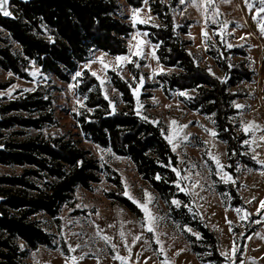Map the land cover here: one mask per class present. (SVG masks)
Masks as SVG:
<instances>
[{"label": "trees", "instance_id": "trees-1", "mask_svg": "<svg viewBox=\"0 0 264 264\" xmlns=\"http://www.w3.org/2000/svg\"><path fill=\"white\" fill-rule=\"evenodd\" d=\"M120 1L136 10L144 4V0L13 2L11 17L0 16V69L20 80L32 81L30 64L34 63L42 75L68 83L79 66L96 52L110 57L126 56L133 30L119 17ZM180 4L181 0H153L151 11L161 26L142 28L148 40L158 47L160 64L177 71L160 75L158 81L166 97L173 92L195 93L183 99V105L212 119L217 139L227 146L228 173L238 181L242 166H257L246 153V134L234 121L239 111L233 104L243 95L233 90L251 83L254 77L248 53L245 47L227 49L210 43L207 53L224 79L199 67L188 51L192 43L183 38L189 34L191 21H175ZM236 58L239 61L233 62ZM130 71L138 81L134 65H130ZM109 76L126 108L113 112L99 82L88 73L79 89L88 93L94 87V91L88 95L86 108L74 114L81 135L99 148L129 160L142 181L164 202H178L171 209L172 218L179 223L201 264H228L220 254L219 239L206 226L190 196L180 192L179 157L158 127L137 114L131 86L116 72ZM12 84L13 81L0 85V90ZM152 89L154 86L148 85L145 92ZM142 98L151 99L152 95L145 93ZM55 114L53 98L42 90L0 105V166L22 169L19 175L0 177V264H25L28 249L55 246L54 238L34 218L43 215L57 220L77 188L91 191L102 182L104 169L98 159L71 138L29 134L54 126ZM105 171L108 181L117 188L107 197L141 217L138 207L123 195L118 173L110 167ZM238 188L237 183L236 187L224 188L223 193L228 194L230 206L243 208ZM20 243L25 249L20 248ZM241 261L238 254L236 263Z\"/></svg>", "mask_w": 264, "mask_h": 264}, {"label": "rangeland", "instance_id": "rangeland-1", "mask_svg": "<svg viewBox=\"0 0 264 264\" xmlns=\"http://www.w3.org/2000/svg\"><path fill=\"white\" fill-rule=\"evenodd\" d=\"M152 2L144 0L143 7L138 10L119 2V17L124 18L133 30L127 41L128 54L121 56L128 57V60L118 61L117 57L96 52L87 63L79 66L77 73L80 75L75 73L68 83L42 75L34 63L30 64L32 81L20 80L0 69V85L13 81L8 89L0 90V105L37 90H42L54 100L56 124L41 133L30 132V135L71 138L78 147L91 152L104 169L102 182L93 186L91 191L77 188L57 220L43 215L34 218L38 226L54 238L55 246L28 249L27 258L23 261L25 264H201L179 223L172 218L171 209L177 201L164 202L142 181L129 160L99 148L81 135L74 114L86 108L88 95L94 91V87L88 93L79 89L88 73L99 82L113 112L126 108L121 95L111 84L110 72L118 73L131 86L137 114L154 123L164 137H172L169 144L179 157L182 169L178 184L180 192L190 196L206 226L217 236L220 254L228 264H237L238 254L242 260L238 264H264V208L260 207L264 202V32L261 31L264 12L260 9L264 5L260 0H213L212 3L208 0H183L174 14L177 24L185 19L191 21L189 34L183 38L192 43L188 51L196 64L212 76L224 79L207 53L210 43L221 44L227 49L245 47L248 53L254 77L251 83H243L233 90L243 95L233 104L239 111L234 121L246 134V153L257 166H242L239 179L235 181L228 173L226 144L216 135H211L216 131L212 119L191 112L183 105V99L195 93L182 95L173 92L166 97L162 91L158 77L177 71L160 64L158 47L142 30L145 25L161 26L151 11ZM130 65L137 69L138 81L132 75ZM93 72L97 75H92ZM148 85H153L154 89L145 92ZM145 93H150L152 98L143 99ZM172 121H176V125ZM185 125L187 127H183ZM249 125L259 127H251L245 132ZM217 159L223 165L222 169L217 165ZM106 167L121 177L123 195L132 203L139 202L134 204L141 217L107 197L117 188L108 181ZM21 172L19 168L0 166V177ZM237 183V194L244 203V207L239 208L242 210L240 213L226 200L228 194L223 193L224 188L236 187ZM140 204L150 210L151 221ZM149 222L153 227L151 232L147 230ZM20 248L25 249V246L20 243ZM117 256L124 259H117Z\"/></svg>", "mask_w": 264, "mask_h": 264}, {"label": "snow or ice", "instance_id": "snow-or-ice-1", "mask_svg": "<svg viewBox=\"0 0 264 264\" xmlns=\"http://www.w3.org/2000/svg\"><path fill=\"white\" fill-rule=\"evenodd\" d=\"M181 2H183V0H181ZM208 2H209V3H212L213 0H208ZM7 4H8V0H0V12H2L3 15H5V16H9V15H11V13L7 10ZM260 4H261V5H264V0H260ZM250 7H251V5H250ZM260 12H264V7H261ZM257 15H259V13H257ZM261 31L264 32V24H261ZM204 35H205V37H207L208 33L205 32ZM136 54L139 55L140 53H136ZM117 60H118V61L128 60V57H117ZM100 62L103 63V60L101 59ZM104 67L106 68L107 65L105 64ZM79 75H80V73H77V76H79ZM92 75L96 76L97 74H96L95 72H93ZM101 83H103V81H101ZM181 94L183 95L184 93H181ZM237 107H241V106H240V105H237ZM176 123H177L176 121H172V124H173V125H176ZM183 127H187V126L185 125V126H183ZM251 127H259V126H258V125H249V126L245 127L244 131H245V132H248V131H249V128H251ZM175 131H179V129H176ZM174 134H175V133H174ZM211 135L215 136L216 133H215V132H212ZM165 138L168 139L169 143H172V137H165ZM213 159H215V158H213ZM216 163H217V165H218L221 169L223 168V165H220L218 159L216 160ZM174 171H175V169H174ZM177 175H179V173H177ZM157 178H159V177H157ZM228 179H231V177H228ZM232 182L235 183V181H232ZM126 194H127V193H126ZM129 198L131 199V196H129ZM133 202H134V203H139V202H137V201H133ZM176 203L178 204V202H176ZM139 206L144 210V212L148 215L149 220L151 221V219H152V217H151V212H150V210L147 208V206L144 205V204H140ZM260 207H261V208H264V202H261ZM241 211H242V210L239 209V208L236 209V212H237V213H240ZM245 215H248V214L245 213ZM242 218H243V217H242ZM228 223L231 224V221H229ZM147 230L150 231V232L153 231V227H152L151 222H149L148 227H147ZM105 239L107 240L108 238L105 237ZM136 239H139V237H136ZM158 242H159V241H158ZM71 250H72V251H75V248H72ZM130 250H131V249H129V251H130ZM225 255H227V254H225ZM116 258H117V259H121V260L124 259L123 257H119V256H117ZM72 259L75 260L76 258L73 257Z\"/></svg>", "mask_w": 264, "mask_h": 264}, {"label": "water", "instance_id": "water-1", "mask_svg": "<svg viewBox=\"0 0 264 264\" xmlns=\"http://www.w3.org/2000/svg\"><path fill=\"white\" fill-rule=\"evenodd\" d=\"M31 0H8V4H7V10L11 13V4L13 2H20V3H29ZM0 16L4 17V18H10L11 15L9 16H5L3 15L2 12H0Z\"/></svg>", "mask_w": 264, "mask_h": 264}]
</instances>
